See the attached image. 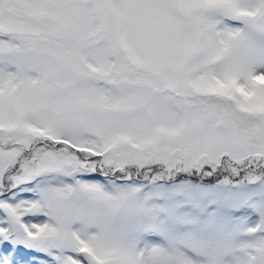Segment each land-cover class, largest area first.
Instances as JSON below:
<instances>
[{
  "label": "snow or ice",
  "instance_id": "1",
  "mask_svg": "<svg viewBox=\"0 0 264 264\" xmlns=\"http://www.w3.org/2000/svg\"><path fill=\"white\" fill-rule=\"evenodd\" d=\"M0 264H264V0H0Z\"/></svg>",
  "mask_w": 264,
  "mask_h": 264
}]
</instances>
